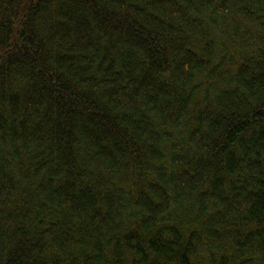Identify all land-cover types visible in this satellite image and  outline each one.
Listing matches in <instances>:
<instances>
[{"label":"trees","instance_id":"16d2710c","mask_svg":"<svg viewBox=\"0 0 264 264\" xmlns=\"http://www.w3.org/2000/svg\"><path fill=\"white\" fill-rule=\"evenodd\" d=\"M0 264H264V0H0Z\"/></svg>","mask_w":264,"mask_h":264}]
</instances>
